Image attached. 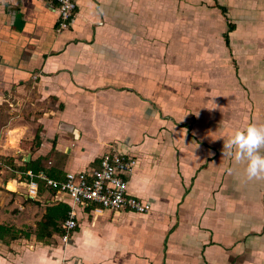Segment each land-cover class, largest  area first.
I'll use <instances>...</instances> for the list:
<instances>
[{"label": "crops", "instance_id": "1", "mask_svg": "<svg viewBox=\"0 0 264 264\" xmlns=\"http://www.w3.org/2000/svg\"><path fill=\"white\" fill-rule=\"evenodd\" d=\"M74 1L59 33L53 1L0 0V264H264V178L225 148L264 126V0ZM106 153L149 212L78 206L65 232L29 165Z\"/></svg>", "mask_w": 264, "mask_h": 264}, {"label": "built area", "instance_id": "2", "mask_svg": "<svg viewBox=\"0 0 264 264\" xmlns=\"http://www.w3.org/2000/svg\"><path fill=\"white\" fill-rule=\"evenodd\" d=\"M56 5L58 15L57 32L70 30L75 18L77 5L74 0H51ZM137 165V160L118 153H106L100 159L97 169L90 172L69 173L63 180L50 178L44 171L26 175L31 179L43 181L47 188L56 194L68 198L72 208L64 222L66 232H71L77 226L76 207L98 206L111 210H131L138 214H147L150 205L143 203L128 194L126 177ZM32 190L37 192L38 183H30ZM32 192V191H31ZM68 238H64L67 241Z\"/></svg>", "mask_w": 264, "mask_h": 264}, {"label": "clouds", "instance_id": "3", "mask_svg": "<svg viewBox=\"0 0 264 264\" xmlns=\"http://www.w3.org/2000/svg\"><path fill=\"white\" fill-rule=\"evenodd\" d=\"M225 148L236 161L245 163L249 179L264 178V126L236 128L225 141Z\"/></svg>", "mask_w": 264, "mask_h": 264}, {"label": "trees", "instance_id": "4", "mask_svg": "<svg viewBox=\"0 0 264 264\" xmlns=\"http://www.w3.org/2000/svg\"><path fill=\"white\" fill-rule=\"evenodd\" d=\"M57 24H58V22H57ZM29 168L34 172V173H38V172H40V170H41V168L40 167H35V166H33V164L31 163L30 165H29ZM70 210H71V208L70 207H66L65 209H64V211H63V219L64 220H66L67 218H68V213L70 212ZM65 222V221H64ZM1 226H0V230H1ZM63 230L66 232V229L63 227Z\"/></svg>", "mask_w": 264, "mask_h": 264}]
</instances>
